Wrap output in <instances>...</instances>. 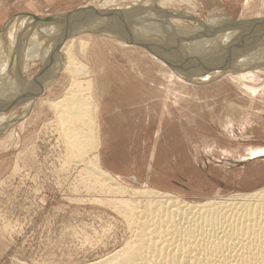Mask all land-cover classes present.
Returning <instances> with one entry per match:
<instances>
[{
  "label": "rangeland",
  "instance_id": "rangeland-1",
  "mask_svg": "<svg viewBox=\"0 0 264 264\" xmlns=\"http://www.w3.org/2000/svg\"><path fill=\"white\" fill-rule=\"evenodd\" d=\"M137 1L117 0L105 10L114 3L68 0L49 14H17L0 27V45L9 36L20 39L0 51L1 63L21 57L23 47L30 51V33H45L38 25L47 23L37 16L73 23L97 5L103 11L93 19L110 17L107 28L84 31L60 47L71 45L87 74L57 67L50 73V63L65 61L56 44L55 60L28 62L19 80L10 81L13 88L0 94V264H93L130 240L123 210L110 205L118 198L88 171V156L77 159L56 111L55 101L72 86L94 101L98 144L91 154L124 184L193 202L264 186V72L254 60L247 63L255 51L236 59L239 33L245 32L246 48L253 39V50L264 27L223 36L225 26L264 16V0ZM122 7L130 10L116 13ZM53 24L47 29L56 36L63 24ZM221 51L230 58L221 59ZM249 72L252 77H242Z\"/></svg>",
  "mask_w": 264,
  "mask_h": 264
},
{
  "label": "bare ground",
  "instance_id": "bare-ground-1",
  "mask_svg": "<svg viewBox=\"0 0 264 264\" xmlns=\"http://www.w3.org/2000/svg\"><path fill=\"white\" fill-rule=\"evenodd\" d=\"M163 1L167 2L164 3L166 5L172 2V0ZM110 3L114 4L108 8L106 7L105 10H109L111 7L118 4L117 0H110ZM127 10H130V8L122 7L116 13H121L122 11L126 13ZM101 11L103 10L98 11L97 14L99 12L101 13ZM110 11L116 10L111 9ZM108 13L103 15L100 14V17H102L100 21L98 19H93L82 32H93L94 30L98 32L105 27L107 28V25H109L106 23ZM29 16L34 18L32 15ZM29 21V19L26 22L23 21L25 23L20 27H25L26 24H29ZM226 21L228 26L231 22L227 18ZM213 23L216 30L217 23L216 21ZM52 24L53 23H51V25ZM232 24L228 27L225 26V30H223L224 33L227 34L223 35L227 40L231 39V35L236 37V33L232 30ZM103 25L105 26L101 27ZM111 25H113V23ZM111 25L110 27L112 28ZM189 26L190 24L180 23L177 27L190 28ZM38 28L42 29L45 33L32 32L29 34L28 38L31 37L30 44L28 42L30 51L25 50L23 47V49H20L22 53L21 57L19 56L15 59L10 56L1 61L0 94L5 90L13 88L10 81L15 80L16 82V80H19L21 72L27 69L28 62L36 60L44 65L45 59L47 58V60L49 59L47 61L48 65L51 61L56 59V54L53 52L56 49H54L56 45L54 41L55 36L47 29L48 24L47 26L39 24ZM126 28H129L127 24ZM16 29L15 25L11 29V32ZM252 30L253 29H251L250 32ZM137 31L143 35L146 33V31L139 26H137ZM250 32H248V34ZM240 33L239 37H241V40H239L238 37L237 41L241 42V46H239L236 51V59L239 61L242 59L243 61L247 54L250 53V55H253L255 51L253 57L250 58V62L247 61V63H252L254 60L258 65L259 73L263 74L264 31L261 33L262 35L259 42H256L257 44L253 46V50H251V46L254 43L250 45L253 39L249 41V50L246 48V40L244 39L246 36L245 32H243L244 37L241 36ZM257 35L255 37H257ZM10 37L12 36H9L8 39H10ZM250 37L251 36H249V38ZM8 39L2 42L0 51L3 49L6 50V47L12 46L14 42L20 43L18 36L10 41ZM84 45L85 42L82 43L83 48ZM55 52L57 53V51ZM17 53L15 52L14 56L18 55ZM61 55L65 57V61L62 62V60L59 59L54 63H50V65H48V70L51 68L50 73H53L57 67V69L59 68L62 70L66 68V71L73 73L77 72V74H87L88 70L84 65H77L78 62H76L71 45L68 46L65 51H62ZM220 56L223 57L221 59H225L226 57L227 59L230 58V56L223 54V51H221ZM51 57H54V59ZM245 60L248 59L245 58ZM57 69L56 72L58 71ZM255 71L257 70L255 69ZM251 73L253 74L252 70ZM251 73L249 72V75H243L242 77L245 79L248 76L252 77ZM75 83L79 84L80 81H74L72 85ZM23 87L24 86H22V89ZM64 96L55 101V107L63 121L62 123H64L63 125H65L63 129L66 128L67 130L66 134L70 139L71 147L79 151L76 155L77 159H84L85 156H88L85 164L88 171L94 174L96 179L105 185L107 191L113 192V196L118 198L117 202L114 198L115 202L112 201L113 203L111 202L110 205L112 204L111 206L115 207L117 211L118 208L120 211L123 210L121 213L127 218L126 220L128 221L126 222H129L128 225L132 234H130V240L128 239V242L126 244L124 243L125 245L121 247V249L114 253L112 252L110 256H105V259L103 258L93 264H264V186L254 191L235 194L230 198L217 200L208 199L202 202H193L177 194L161 191L148 186L132 187L126 185L118 179L116 175L108 170L102 169L97 154H91V151L95 149L98 144V128L94 117V101H92L89 91L84 92L72 86L70 93ZM3 99L6 100L5 97L2 98V100ZM9 100H11V98ZM76 123H79V126H74Z\"/></svg>",
  "mask_w": 264,
  "mask_h": 264
},
{
  "label": "water",
  "instance_id": "water-1",
  "mask_svg": "<svg viewBox=\"0 0 264 264\" xmlns=\"http://www.w3.org/2000/svg\"><path fill=\"white\" fill-rule=\"evenodd\" d=\"M99 10V7L93 5L90 7L88 17L82 18L81 15H79L78 20H76L73 23H68L67 21L69 18L67 16H49L45 18H41L37 16V20L44 22V23H60L63 24V30H61L54 38L55 43L57 44V53L61 55L60 47L71 37H75L78 34L82 33L84 28H86L87 25H89L93 18L96 16L97 12ZM85 10H80L79 12H83ZM67 19V20H66ZM72 21V20H71ZM70 22V20H69ZM249 26L252 27H264V16L261 17H255L252 19H246L242 21H238L233 23L232 30L236 31L237 33L245 28H248Z\"/></svg>",
  "mask_w": 264,
  "mask_h": 264
},
{
  "label": "crops",
  "instance_id": "crops-1",
  "mask_svg": "<svg viewBox=\"0 0 264 264\" xmlns=\"http://www.w3.org/2000/svg\"><path fill=\"white\" fill-rule=\"evenodd\" d=\"M67 1L68 0H0V27L14 15L28 13V15H43V13L55 10L59 5Z\"/></svg>",
  "mask_w": 264,
  "mask_h": 264
}]
</instances>
